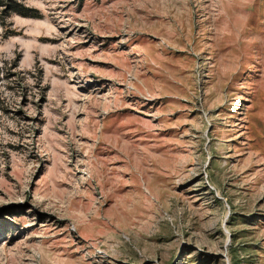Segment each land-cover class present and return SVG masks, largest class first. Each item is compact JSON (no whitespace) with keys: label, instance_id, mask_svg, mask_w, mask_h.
<instances>
[{"label":"rangeland","instance_id":"374dc122","mask_svg":"<svg viewBox=\"0 0 264 264\" xmlns=\"http://www.w3.org/2000/svg\"><path fill=\"white\" fill-rule=\"evenodd\" d=\"M0 264H264V0H0Z\"/></svg>","mask_w":264,"mask_h":264},{"label":"trees","instance_id":"16d2710c","mask_svg":"<svg viewBox=\"0 0 264 264\" xmlns=\"http://www.w3.org/2000/svg\"><path fill=\"white\" fill-rule=\"evenodd\" d=\"M14 10V12H17V13H19L20 15H23V16H28V14L27 13H25L23 10H17V9H13Z\"/></svg>","mask_w":264,"mask_h":264}]
</instances>
